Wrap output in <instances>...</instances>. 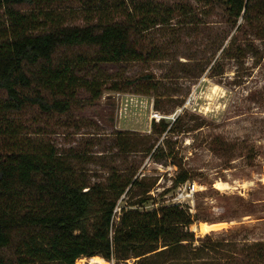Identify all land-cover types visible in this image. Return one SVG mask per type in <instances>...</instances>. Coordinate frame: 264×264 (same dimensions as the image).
Returning <instances> with one entry per match:
<instances>
[{"label":"rangeland","instance_id":"374dc122","mask_svg":"<svg viewBox=\"0 0 264 264\" xmlns=\"http://www.w3.org/2000/svg\"><path fill=\"white\" fill-rule=\"evenodd\" d=\"M38 10L23 12L40 20L50 13L54 23L80 28L121 21L132 11L159 25L141 40L151 60L75 70L80 85L91 80L101 85L98 100L79 89L68 115L45 116L36 108L13 114L15 127L25 125L31 134L19 141L54 150L71 168L83 171L90 185L105 184L111 175L136 179L140 185L120 198L117 212H146L171 203L179 186L174 180L185 171V183L195 184L197 192L185 207L195 222L179 229L192 235V241L174 249L180 260L230 264L231 253L264 243V41L255 32L264 18L249 25L240 20L237 30L226 22L225 7L197 0H56ZM226 49L229 54L222 55ZM152 114L169 124L176 121L175 133L151 134L152 123H158ZM153 143L162 151L145 153ZM203 224L211 227L203 232ZM138 260L130 255L121 263Z\"/></svg>","mask_w":264,"mask_h":264},{"label":"trees","instance_id":"16d2710c","mask_svg":"<svg viewBox=\"0 0 264 264\" xmlns=\"http://www.w3.org/2000/svg\"><path fill=\"white\" fill-rule=\"evenodd\" d=\"M55 1L0 0V93L4 94L0 100V264H75L80 258L93 257L122 264L130 255L139 258L137 264H193L194 260L206 264L201 258L186 262L175 255L174 249L192 241L190 233H179L195 222L185 207L164 205L146 212L121 208L117 212L120 198L140 185L136 179L111 175L105 184L90 185L83 171L71 168L54 150L19 141L31 134L25 125L15 127L13 114L36 108L45 116L68 115L79 89H86L91 101L101 97V85L96 80L80 85L75 70L151 60L141 40L144 32L159 25L155 20L139 19L127 11L121 21L78 28L66 27L63 21L54 23L50 13L43 14L42 20L24 15L28 8L39 12V7ZM197 1L225 7L226 22L234 27L240 20L249 25L254 20L260 24L264 18V0ZM135 7L134 13H139ZM261 24L255 32L264 41ZM76 49L82 51H69ZM235 50L240 53L241 48ZM221 53L227 55L229 50ZM175 122H153L151 134H173ZM159 147L153 143L143 151L154 155L162 151ZM188 178L180 170L175 186ZM167 253H172L170 259L156 262ZM229 256L230 264H264V243Z\"/></svg>","mask_w":264,"mask_h":264},{"label":"built area","instance_id":"2783aa9c","mask_svg":"<svg viewBox=\"0 0 264 264\" xmlns=\"http://www.w3.org/2000/svg\"><path fill=\"white\" fill-rule=\"evenodd\" d=\"M151 119L155 122H159L162 117L158 114H152ZM197 192V186L193 183H184L177 187L175 195L169 205H179L182 207L191 206L193 204L194 196Z\"/></svg>","mask_w":264,"mask_h":264},{"label":"bare ground","instance_id":"6f19581e","mask_svg":"<svg viewBox=\"0 0 264 264\" xmlns=\"http://www.w3.org/2000/svg\"><path fill=\"white\" fill-rule=\"evenodd\" d=\"M209 227H211V226H207L206 227L205 224H203L201 226V230L203 232H206V229L209 228ZM212 227H214V226H212ZM77 262H79L80 264H103V261L100 258H98V257H93V258H90V259L81 258V259L77 260Z\"/></svg>","mask_w":264,"mask_h":264}]
</instances>
